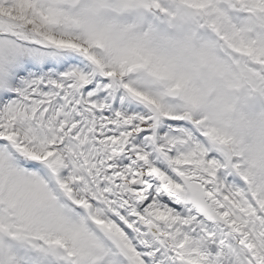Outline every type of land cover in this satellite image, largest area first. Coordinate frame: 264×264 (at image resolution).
Masks as SVG:
<instances>
[{"label":"snow or ice","instance_id":"6c2138e0","mask_svg":"<svg viewBox=\"0 0 264 264\" xmlns=\"http://www.w3.org/2000/svg\"><path fill=\"white\" fill-rule=\"evenodd\" d=\"M0 264H264V0H0Z\"/></svg>","mask_w":264,"mask_h":264}]
</instances>
